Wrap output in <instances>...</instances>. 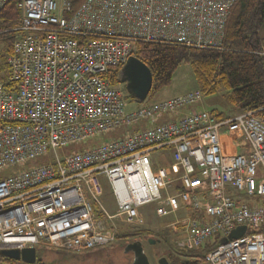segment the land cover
<instances>
[{
    "label": "built area",
    "instance_id": "obj_1",
    "mask_svg": "<svg viewBox=\"0 0 264 264\" xmlns=\"http://www.w3.org/2000/svg\"><path fill=\"white\" fill-rule=\"evenodd\" d=\"M11 1L0 0V12ZM16 1L20 22L9 30L15 37L0 78V252L35 246L82 254L110 245L107 182L117 216L128 222L141 223L139 209L151 202L170 207L159 206L160 216L191 209L176 223V245L212 244L204 264H264V232L255 231L264 228V108L222 118L192 109L95 142L200 103L195 89L128 109L127 92L107 74L135 55L138 42L219 48L237 0H84L76 9L72 0ZM169 147L172 169L182 171L164 196L173 178L153 154ZM242 225L243 235L227 239Z\"/></svg>",
    "mask_w": 264,
    "mask_h": 264
},
{
    "label": "trees",
    "instance_id": "obj_2",
    "mask_svg": "<svg viewBox=\"0 0 264 264\" xmlns=\"http://www.w3.org/2000/svg\"><path fill=\"white\" fill-rule=\"evenodd\" d=\"M84 0H72L76 9ZM20 22L17 1L9 2L0 12V37L6 45L0 55V78H4L15 33L9 31ZM264 24V0H237L230 9L225 25V35L219 48H193L179 44L138 42L135 55L145 62L153 74L152 90L146 100L172 84L173 76L181 64L193 68L198 89L204 95H213L225 89L229 91L231 105L240 112L264 108V39L260 28ZM121 67L112 68L107 74L112 85H119ZM126 91V90H125ZM127 92V91H126ZM133 101L135 97L127 93ZM145 102V103H146ZM264 232V228L256 229ZM116 236H120L116 232ZM208 244L195 250H181L179 255L170 254L171 264H204V253L212 247ZM59 254L61 262L77 261L84 254H69L47 247L37 248V261L33 264H51L45 257ZM91 253V252H89ZM7 264H32L0 256Z\"/></svg>",
    "mask_w": 264,
    "mask_h": 264
},
{
    "label": "rangeland",
    "instance_id": "obj_3",
    "mask_svg": "<svg viewBox=\"0 0 264 264\" xmlns=\"http://www.w3.org/2000/svg\"><path fill=\"white\" fill-rule=\"evenodd\" d=\"M6 40L3 37H0V55L3 52ZM119 89H121L126 95V87L125 84L120 83L117 85ZM198 89V88H197ZM228 90H221L216 95H203V99L201 102H205V106L209 103L212 105V102L220 105V106H230V102L228 99ZM127 99V108L131 109L133 107L140 106L143 103L133 101L130 97H126ZM200 104H196L197 107ZM191 108H185L182 111H188ZM209 110V108H206ZM163 123V122H162ZM134 127L130 128H119L112 132H108L105 135L97 138L95 142H106L112 139H116L125 135L127 132L132 131ZM239 143V142H237ZM90 145V144H89ZM87 145H73L67 148H62L58 151L60 156L69 153L72 150L85 148ZM173 152L172 148H164L155 152L153 154V160L158 165H166L170 169V173L173 179L171 185L168 186L167 189L163 190L164 196L168 193L174 192V187L180 182L177 181V177L179 175L175 174L171 170L172 162H171V153ZM53 159V153L49 154L47 157L40 158L35 161V163H45L51 161ZM5 173L0 174V177H3ZM106 198H105V208L110 214H113L115 217L112 219H106V224L112 226L116 229V232L120 235L116 236L115 240L108 246L92 251L91 253L84 254L83 258L80 257L77 261H69L68 264H132L133 253L126 252V246L128 243L134 241H142L144 245L145 252L147 253L152 264H159L158 260L161 257H167L170 261V254L179 255L180 252L176 247V240L180 237L179 225L175 224L177 231L170 226V223L180 220L185 217L187 214H191V209H179L175 212H171L167 215L160 216L157 214L156 210L159 206H165L167 209L170 207L164 202H151L139 209L142 222H128L125 217L117 216L118 213V205L111 189V186L106 182ZM187 215V216H188ZM182 235V234H181ZM219 239V238H218ZM53 250V249H52ZM65 253V252H64ZM59 254L53 252L45 257V259L51 264H66L61 262L62 259ZM170 258V259H169Z\"/></svg>",
    "mask_w": 264,
    "mask_h": 264
},
{
    "label": "water",
    "instance_id": "obj_4",
    "mask_svg": "<svg viewBox=\"0 0 264 264\" xmlns=\"http://www.w3.org/2000/svg\"><path fill=\"white\" fill-rule=\"evenodd\" d=\"M120 82L125 84L127 92L135 97L137 102L144 103L153 86V74L149 66L136 55H131L121 68ZM247 227L245 225L235 228L227 239H235L243 235ZM126 252L133 253L132 264H152L145 252L142 241L128 243ZM0 254L4 257L22 260L27 263L37 261V248L35 246L23 249H2ZM159 264H171L167 257H161Z\"/></svg>",
    "mask_w": 264,
    "mask_h": 264
},
{
    "label": "crops",
    "instance_id": "obj_5",
    "mask_svg": "<svg viewBox=\"0 0 264 264\" xmlns=\"http://www.w3.org/2000/svg\"><path fill=\"white\" fill-rule=\"evenodd\" d=\"M260 35L264 39V24L260 28ZM263 46H264V44H263ZM197 88H198V83H197V80H196V77H195V74H194L192 66L190 64H181L177 68L175 73H174L172 84L170 86H168V87L163 88L159 92H157L153 96V98L151 100H161V99L171 98V97H174V96L186 94V93L191 92V91H193V90H195ZM213 95H216V94H213ZM198 104H200V105H198L197 107L193 106V107H191L190 110H192V109H206V108H209V111L215 113L220 118H222V117H232V116H235V115L240 113V111L236 107L231 105V104H230V106H225V107L217 105V104H215L213 102H212V105H209V103H208L206 106L204 105L205 104L204 101L200 102ZM190 110H188V111H190ZM188 111H185V112L184 111H179V112H174V113H170V114L159 115L154 120L141 122L140 124L135 126L133 128V130H137L139 128H144V127L151 126V125L161 124L162 122L164 123V122H167L169 120L176 119L180 115H182L183 113H186ZM230 147H231V145H230ZM172 150H173V148H172ZM170 158H171V162L173 163V152L171 153V157ZM154 163H155V161H154ZM155 166H159V165L157 163H155ZM161 166H164V165H161ZM170 166H171V170H172L173 173H175L177 175H180L182 170H180L179 172H175L172 169V165H170ZM166 167H168V166H166ZM169 171H170V169H169ZM170 175H171V173H170ZM177 181H179V180H177ZM179 184H177L176 187L179 186ZM181 208L182 209H187L184 206H181L179 209H181ZM180 220H177V221H174V222L170 223V226L175 227V224L178 221H180Z\"/></svg>",
    "mask_w": 264,
    "mask_h": 264
},
{
    "label": "bare ground",
    "instance_id": "obj_6",
    "mask_svg": "<svg viewBox=\"0 0 264 264\" xmlns=\"http://www.w3.org/2000/svg\"><path fill=\"white\" fill-rule=\"evenodd\" d=\"M263 108V107H262ZM4 257V256H3Z\"/></svg>",
    "mask_w": 264,
    "mask_h": 264
}]
</instances>
